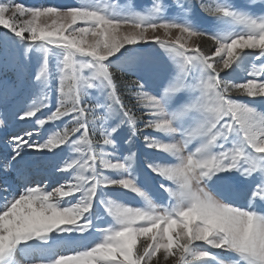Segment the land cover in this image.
I'll return each mask as SVG.
<instances>
[{
    "label": "snow or ice",
    "instance_id": "snow-or-ice-1",
    "mask_svg": "<svg viewBox=\"0 0 264 264\" xmlns=\"http://www.w3.org/2000/svg\"><path fill=\"white\" fill-rule=\"evenodd\" d=\"M249 3L264 9V0ZM198 5L209 16L230 18L243 27L215 33L199 30L187 17L183 22L167 18L164 12L168 5L163 0H157L150 11L126 14L107 11V6L95 7L92 0H80L75 7L26 6L17 0H0V26L27 41L29 47L44 51L35 80L46 89L56 78L48 59L50 46H58L65 53L57 69V106L36 123L43 126L70 117L63 130L45 142L30 143L34 133L27 131L12 136L11 151L0 153V189L7 191L5 185L12 187L17 178L23 183L21 191L0 200V264H5L21 244L28 249L52 247L27 245L28 241L56 240L53 233L93 229L96 197L101 188L107 187L135 192L146 206L134 208L111 199L101 201L114 222L95 227L101 233L99 241L91 246L68 245L59 254L41 251L33 264H158L159 255L172 258L169 264H212L219 258L211 248L237 254L238 259L220 264H264V211L256 207L257 201H264V111L232 96L264 97V68L258 73L254 61L252 72H248L253 78L244 83L221 75L246 49L258 50V55L257 51L251 53L255 60L264 58V15L254 16L230 0H200ZM193 7L189 0L185 11L191 12ZM173 31L180 33L175 39L171 38ZM161 32L163 38L158 34ZM193 37L206 38L214 48L189 47ZM149 42L163 48L175 66L160 95L148 91L142 80L117 77L121 69L114 67L111 59L122 49L127 50L126 46ZM80 56L88 59L80 60ZM23 79L20 73L17 81L0 84V126L9 123L7 106L19 95ZM98 86L106 90V114L99 111L104 104L84 100L87 89ZM122 88L132 93L134 104L126 101ZM182 94H187L183 103L170 108ZM50 104V92L45 91L18 118L30 120ZM134 109L143 111L146 118L138 117ZM113 113L121 114L120 123L108 126L106 121ZM189 117H194L193 123L181 127ZM141 122L145 130L167 134L170 140H175L177 133L181 137L179 142L164 143L155 135L143 136L149 148L171 154L178 161L148 164L170 182L160 185L168 193L166 204L156 203L136 183L130 171L135 152L113 163L115 151H106L116 145L114 134L121 125L128 124L135 137L143 133ZM194 140L196 145L190 147ZM128 142H133L131 137ZM63 145L77 155L56 170L72 175L55 186L47 180H32L24 150L54 151ZM101 169L128 174L112 179ZM222 172L253 178L245 206L235 200L229 202L209 186L213 177L224 179L218 175Z\"/></svg>",
    "mask_w": 264,
    "mask_h": 264
},
{
    "label": "rangeland",
    "instance_id": "rangeland-1",
    "mask_svg": "<svg viewBox=\"0 0 264 264\" xmlns=\"http://www.w3.org/2000/svg\"><path fill=\"white\" fill-rule=\"evenodd\" d=\"M17 2L23 3L26 6L54 4L61 7H75L80 5V0H17ZM92 2L95 7L105 9V6H107L105 9L107 11L126 14L129 11H150L157 0H92ZM199 2L200 0H192L194 7L191 12H187L185 9L189 7V0H179V2H177V0H163V3L168 5L164 15L169 19L175 18L178 22H183L185 17H187L197 29L212 33L217 31L240 30L243 27L242 25L232 22L230 18L218 19L217 17L209 16L199 8ZM207 2L215 3V0H207ZM230 2L236 7L250 12V14L254 16L264 15V9H261L256 4H250L249 0H230ZM77 23L81 27L85 26L81 22ZM0 29V84L17 81L18 74L20 73H23L24 76L23 86L19 95L12 99L7 106L9 123L0 126V153H4L11 151L10 140L12 136L32 131L34 135L29 142L38 141L43 143L55 132L62 131L70 117H65L56 122H48L43 126L36 123L38 118L46 119L47 114L54 111L57 106L59 95L57 91L59 72L57 69L65 54L64 50L58 46H50L52 51L48 54V59L53 69V75L56 78L51 80L46 89L40 82L35 80L36 71L45 58L44 51L37 46L29 47L27 41L21 40L4 26H0ZM158 34L161 35L162 38L164 37L162 32ZM179 35L180 33L178 31H173L171 38L175 39ZM206 41V38L193 37L188 42V46L195 47L199 45L201 49H203L205 47L204 42ZM126 49L127 50L122 49L120 53L111 58L113 66H119L129 77L144 81L148 91L160 95L168 77L173 73L175 68L167 52L159 45L151 42L129 45L126 46ZM253 51H257L258 55V50L246 49L245 53L242 54L241 58L232 68L226 70L225 73H221V75L226 79L233 80L234 83H244L247 79L253 78L251 75H248V72H252V63L254 61L255 69L258 73L264 68V64L261 63L264 62V58L255 60V57L251 55ZM30 53L32 61L30 59L27 61L26 56H29ZM78 59L87 60L88 57L80 56ZM97 84H99L98 81ZM45 91L50 92V106L42 109L41 112L37 113L36 117L30 120H20L18 118L19 114L26 111L34 100L38 101L39 97L43 95ZM87 92L88 94L84 97L85 102L104 104L105 107L101 108L99 111L106 114V105L108 103L106 90H102L98 86L96 88L87 89ZM232 96L235 99L249 103L251 107H257L258 110L264 111V97L253 98L241 93H233ZM186 98L187 94H182L178 101H173L170 104V108L174 109L177 103H183ZM144 116V112H142L140 117L144 119ZM120 119L121 114L113 113L106 121V125L115 126L120 123ZM193 120L194 117H189L185 119L180 126H188L193 123ZM140 128L143 133L132 137L130 126L128 124L121 125L117 133L114 134L116 145L114 147H109L106 151H115L116 155L111 157L113 163L116 162L115 159H123V157L129 155L130 152H135L136 161L130 171L135 176L136 183L148 192L156 203L166 204L168 202V193L165 192L160 185L170 182L153 172L152 169L148 167V164L154 161H157V163L175 164L178 161L175 157H172L171 154L158 152L153 148H149L143 136L155 135L158 140L169 143L179 142L181 140L180 134H176L175 140H170L167 134L155 133L154 130L150 129L145 130L143 124L142 126L140 125ZM130 137L133 141L131 144L128 142ZM195 145L196 141L194 140L190 147ZM22 155L25 156L27 161V174L32 180L38 182L47 180L49 184L55 186L56 184L63 183L68 176L72 175L71 172H58L56 169L59 168L66 159H71L77 154L72 151L70 146L63 145L54 151L26 148ZM101 170L112 179H119L122 175L128 174L125 171ZM218 175L224 179L217 180V177H213L209 182V186L214 191L222 193V198L229 202L235 200L240 206H245L251 194V189L254 186L253 178L241 176L239 172H222ZM13 176L15 177L14 173ZM5 187L7 191L0 189V200L21 191L23 183L17 178L16 184H13L12 187L5 185ZM109 199L118 201L128 207L135 208L146 206V201L141 196L128 189L122 187L101 188L98 191L95 206L92 210V223L95 227H105L107 224L114 222V218L106 212L104 204L101 203V201H107ZM256 207L258 210L264 211V201H257ZM95 227L84 233L76 231L53 233L54 236L58 237L56 240L49 238L47 241H28L26 242L27 245L39 246L41 244H47L52 247L43 250L39 247L28 249L25 244H21L7 257L5 264H33L35 260L39 259V253L41 251H46L51 255L59 254L65 246L68 245L79 244L80 246H91L92 243L99 241L101 238V233L96 232ZM140 243H143V238H141ZM210 250L216 253L219 258L212 261V264H220V261L238 259L237 254L234 252L219 248H211ZM171 259L170 257L166 258L163 255H159L158 264H169Z\"/></svg>",
    "mask_w": 264,
    "mask_h": 264
},
{
    "label": "trees",
    "instance_id": "trees-1",
    "mask_svg": "<svg viewBox=\"0 0 264 264\" xmlns=\"http://www.w3.org/2000/svg\"><path fill=\"white\" fill-rule=\"evenodd\" d=\"M0 32H1V29H0ZM4 34V33H3ZM6 35V34H5ZM204 45H205V47L203 48V49H205V50H207V49H211V48H214V45L210 42V41H206V42H204ZM31 56V53H30V55L29 56H26L27 57V61H29V59L32 61V56ZM23 58V57H22ZM116 75H117V77H121L123 80H134V78L133 77H129V76H127V74L126 73H124V71L123 70H121L120 72H117L116 73ZM121 94L124 96V98L126 99V101L129 103V104H134L135 103V100H134V97H133V95H132V93L130 92V91H128L127 89H123L122 88V91H121ZM22 97V96H21ZM21 99V98H20ZM134 111L136 112V115L138 116V117H140V114H142V112L143 111H139V110H136V109H134ZM144 118H145V116H144ZM142 122H141V126H142ZM140 125H139V127H140Z\"/></svg>",
    "mask_w": 264,
    "mask_h": 264
}]
</instances>
